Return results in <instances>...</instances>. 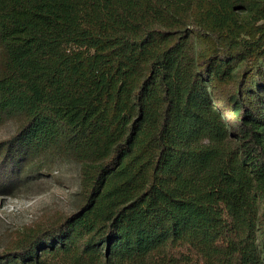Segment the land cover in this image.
Segmentation results:
<instances>
[{"label":"trees","instance_id":"trees-1","mask_svg":"<svg viewBox=\"0 0 264 264\" xmlns=\"http://www.w3.org/2000/svg\"><path fill=\"white\" fill-rule=\"evenodd\" d=\"M7 125L0 195L80 187L0 264H264V0H0Z\"/></svg>","mask_w":264,"mask_h":264},{"label":"rangeland","instance_id":"rangeland-1","mask_svg":"<svg viewBox=\"0 0 264 264\" xmlns=\"http://www.w3.org/2000/svg\"><path fill=\"white\" fill-rule=\"evenodd\" d=\"M13 129V125L1 127L0 139ZM79 187L77 165L63 162L51 175L0 195V251L16 232L70 213L76 205Z\"/></svg>","mask_w":264,"mask_h":264}]
</instances>
